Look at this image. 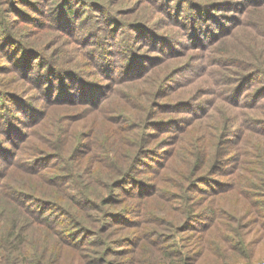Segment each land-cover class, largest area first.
I'll list each match as a JSON object with an SVG mask.
<instances>
[{"label":"rangeland","instance_id":"rangeland-1","mask_svg":"<svg viewBox=\"0 0 264 264\" xmlns=\"http://www.w3.org/2000/svg\"><path fill=\"white\" fill-rule=\"evenodd\" d=\"M27 1L32 4L23 5L17 1L15 5L21 10H12L9 16L21 19L23 24L35 22L41 18L38 9L46 7V3L56 5L62 14L63 0ZM77 2L70 16L74 23L71 35L75 40L87 35L89 41L80 46H66L62 66L67 68L69 65L74 69L72 72L57 71L56 78L67 83V92L72 83L80 82V88L85 90L89 99H103L100 105L105 110L106 122L99 123L101 116L98 117L97 113H101L97 105L89 110L82 102L71 109L57 107L49 111L46 122L34 128L23 147L34 153L44 151L42 156L70 145L81 149L89 144L105 149L111 146L104 136L107 123L121 121L133 125L143 121L141 125L129 128L135 134L137 131L141 134L144 128V135L139 138L144 149L134 162L138 170L128 178L129 182L114 191L120 197H127L132 193V184L136 182L138 188L135 198L129 200V208L109 206L116 219L108 222L114 223L112 228H107L108 223H101L106 213L77 212L80 208L69 215L57 211L51 218L53 227L64 230L63 234L68 235L66 239L77 240L71 250L59 255V242L36 224L18 218V230L23 235L21 255L29 258L34 255L45 264H169V260L173 264H188V261L207 264L213 256L207 255L206 250L201 252L202 247L216 248L220 239H226L224 229L250 232L248 237H253L259 224L264 228V195L261 194L264 167H253L243 159L251 147L264 142V132L259 129L260 126L264 129V119H261L264 118V0H256L253 4L242 0ZM193 4L214 12L216 17L208 16L201 9L202 14L190 9ZM89 15L92 18L89 19ZM191 16L199 20L200 28L205 29L195 37H192L193 28L189 22ZM95 17L102 21L99 23ZM43 19L45 25L52 28L41 29L42 32L61 40L68 38V31L61 30L59 35L54 32L52 18ZM68 20L66 15H61L59 21L66 25ZM75 24L77 28L73 32ZM81 26L92 33L86 34ZM141 38L144 39L143 46L137 44ZM50 45L48 43L45 49ZM136 46L138 50H134ZM129 47L135 53L131 63L136 64L137 70L133 74H140L131 81L122 77L130 62ZM50 51L51 48L46 52L48 57L43 55L42 59H49L56 48ZM85 53L90 64L85 61ZM3 54L12 59L3 63L13 69L20 55L11 50V46ZM52 57L56 64L60 63L58 52ZM35 71L41 78L34 81L11 71L0 72V92L8 96L9 88L17 86L15 96L3 98L0 105V117L15 121V134L27 129V118L36 116L40 105L46 101L39 85L51 79L48 78L49 71ZM241 101L243 104H238ZM117 105H122L130 113H117L118 119H113L111 110ZM251 106L255 107L252 112L249 110ZM16 109L22 110L20 114ZM70 111L80 119L74 117L76 122L69 129L67 112ZM131 113H136L134 120H130ZM252 118L259 119L258 125H248ZM233 119H237L236 122ZM135 134L132 135L134 140ZM76 138L80 142L74 144ZM113 152L115 150L109 153V157ZM263 153L256 152V155ZM23 158L30 159L27 155ZM65 158L66 161L51 160L52 169L53 175L68 177L61 184L70 196L76 190L95 195L106 190L110 180L106 168L99 170L97 178L87 179L76 164H86L88 156L74 159L69 154ZM46 160L48 158L40 161ZM126 161L124 155L117 170ZM239 164L243 168L239 169ZM250 173L258 174L251 177ZM27 182L10 185L26 188ZM241 188L248 189L251 194H239ZM150 189L152 191H148ZM119 207L127 212L119 216L120 210L115 211ZM4 217L5 214L0 212V226L4 225ZM77 219L88 228L94 223V228H79L74 221ZM213 219L215 237L205 240L200 231ZM1 229L4 230V226ZM89 231L96 234L89 236ZM260 238L255 237L254 241ZM0 250L3 253L1 259H11L4 239L0 242ZM217 256L224 258L232 254ZM251 261L264 264V257Z\"/></svg>","mask_w":264,"mask_h":264},{"label":"trees","instance_id":"trees-1","mask_svg":"<svg viewBox=\"0 0 264 264\" xmlns=\"http://www.w3.org/2000/svg\"><path fill=\"white\" fill-rule=\"evenodd\" d=\"M17 1L20 3L23 2V5L32 4L27 0H0V58H2V61H0V72L11 71L16 75H21L22 77L27 78L29 81H34L41 78L38 73H35V70L40 69L49 71L50 76L48 78L51 79H46L45 82L40 83L39 90H41V93L44 95V99H46V101L40 105L41 109H39L36 116L32 115L27 118L25 125L27 126V129L23 133L15 134L16 124L14 123V120L0 117V212L5 214V217L2 219L4 230L1 229V227L3 226H0V242L3 239L5 240L6 245L8 246V250L11 254V259L5 261L4 259H1V257L3 256L1 249L0 264H45L41 260L37 259L34 255L31 256V258L21 255L23 235H21L20 231L18 230V218H22L23 220H25V222L36 224L37 226L41 227L44 232H46L51 238H53L54 241L59 242L61 244V248L57 247L58 255L63 251L71 250L73 244H75L77 240L66 239L65 236L68 235L66 233L63 234L64 230H56L53 227L54 225L51 223V218H54L56 216L57 211L61 212L62 214L69 215L76 212V208H80V210L77 212L87 213L89 210H92L93 213H106L102 217L101 223H108L110 221L116 220L112 217L114 211H112L111 207L109 206L121 205L129 208V206H131V203H129L131 201L129 200H133V198H135L134 194L138 188L136 182L135 185L132 184L130 188V192L132 193L127 197H120L119 194L114 191V189L122 185L124 182H129L128 178L132 176L133 172L138 170V167L134 166V162L138 160V156L144 149L139 143V138L144 135V128L142 129L141 134L138 131L135 134L134 131H131L129 129L130 126L136 127L138 125H141L143 121H141L140 124L139 122H137L133 125H128L123 121V124L121 123V121H111L110 123H107L104 136L110 141L111 146L105 149H102L97 145L90 146L89 144L86 147L83 145L84 147L81 149H79L78 147L73 148V145H70V147H60L59 152L51 153L49 156H42L44 151L34 153L26 150L27 147L23 146L25 145V142L27 141L29 135L37 125L42 122H46L49 119V111L51 109H55L57 107H66L71 109L74 108L75 105H80V102H82L86 104V110H89V108L96 105L97 107L99 106V108L97 109L101 114L97 113V116H101L99 118L100 124L106 122V115L104 108L100 105L104 102L102 101L103 99L99 101H93L89 99V97H87L86 95L85 90L83 88H80V82L72 83L69 87V91L67 92V83L64 84L63 81H59V78H56L57 71L72 72L74 69V67H71L69 65L67 68L62 66V53L66 52V46L70 44L80 46L83 43H87L89 41V38H86L87 35L86 37L83 36L80 40L76 38L77 41L75 40V37L71 35V28L74 23L72 22L70 16L72 13V9L74 10V6L78 3L77 0H63L64 6L62 8V14L56 9V5L48 6L46 3V7L43 6L42 9H38L37 13L40 14L39 16H41V18L36 19L35 22L31 21L29 24H23L21 19H12V17L9 16V13L12 12V10H15L16 12L21 10L15 5ZM242 1L252 4L256 2V0ZM187 6L189 7L190 5ZM190 9H196L197 12H199L201 8L199 6L196 7V5L193 4L192 6H190ZM201 10L208 16L214 15L213 17H216L215 13L210 10H206L204 8ZM93 13L96 14L95 12ZM199 13L202 14L201 12ZM61 15H66L69 18V20L65 22L66 25H61L59 21ZM43 17H46L48 19L52 18L54 32L57 35L61 33V30L68 31L66 32L68 38L61 40L60 38H56L54 36L47 35V33L45 32H42L41 29L52 28L51 25H45L46 20H44ZM88 18H92V15H89ZM95 19L98 20L99 23L102 21L98 17H95ZM198 21L191 16V20L189 22L191 23V26L193 28V33L191 32L192 37H195V35L200 34L205 30L204 28H200V26H198ZM75 22L81 24V22H79L77 19H75ZM89 25L94 26L93 23H89ZM74 26L75 27L73 28V32H75L76 30L74 29L77 28L76 24ZM81 29L84 30L86 34L92 33L88 32V28H86L85 26H81ZM25 33L28 34L25 35ZM70 39H73V41H71ZM137 42L138 45H144L143 38L137 40ZM48 43H51V45L48 49H45L47 48L46 46ZM115 44L116 42L113 43V45ZM9 46H11V50L18 52V54L20 55V60H18L13 69H8V65L3 63L4 60H12L8 54H3L4 51L6 52L8 50ZM50 48V52H52V50L56 48V51L52 53V55H56L57 52L59 55H61L60 63L56 64L55 59L52 57V55L49 56V59H42L43 55L47 56L46 52ZM136 48L137 46L134 47V50H138ZM127 50L129 51L128 55L130 56V62L127 65L126 71H124L125 75H122V77L131 81L137 79L136 77H138L140 74H133L137 70L136 64L135 66H133L131 63V61L135 57V53L130 47ZM84 56L85 61L90 64V60L88 59L86 53L84 54ZM74 77L75 76H73L72 78ZM44 87H46V89ZM9 90L10 95L8 96H6V93L0 92V105L3 98L6 97L7 99H11V97L15 96L17 86L13 85L9 88ZM73 95L80 96L81 98H75L73 97ZM243 102L244 101H241L238 104H243ZM255 105L256 103L254 104V106ZM249 108H251L249 110H251L250 112H252L255 107L251 106ZM21 111L22 110L16 109L17 114H20ZM111 111L114 114L113 119L116 120L118 119L117 113H130L128 111H125L122 105L113 107ZM67 114H69L68 127L76 122L73 120L74 117L80 119V117L76 116V113H73L72 111L67 112ZM131 114L132 116L130 120H134L137 117L135 115L136 113ZM236 120L237 119H233V121L235 122ZM248 122V125H258L259 119L252 118ZM259 129L264 132V129L261 126L259 127ZM242 131L243 129L241 127V132ZM133 134H135V140L132 137ZM86 136H88V134ZM89 136H92V133ZM90 140H93L92 137ZM242 140L243 137L241 136V142ZM73 142L74 144L79 143V138L74 139ZM80 145L82 144H79V146ZM89 150L95 151L90 152ZM113 150H115V152H113L109 157V153ZM263 150L264 142L256 147H251L246 153V157L243 160H247L246 162H248V164L253 167L263 168L264 153L262 155H256V152L262 153L264 152ZM69 154L72 155L74 159L85 158L86 156H88L89 160H86V164H76L77 168L82 171L83 176L87 179L97 178L99 175V170L101 168H106L109 173L108 179L110 180L109 183H107L106 190L102 194L95 195L90 194L89 192L76 190L75 193L70 196L65 191V187L63 184H61V182L67 180L68 177H64L65 175H53L54 172L52 166H54V164L51 160L59 159L66 161L65 157ZM254 154L256 155V157L252 156ZM23 155H27L30 159H24ZM124 155H126L127 161L122 167L119 168V170H117V168L121 166L120 160L124 157ZM42 158H48V160L40 161ZM238 168H243L242 164H239ZM84 169H86L85 172H83ZM257 174L250 173V176L255 177ZM26 180L28 181L26 188L22 186L11 187L10 185H22L21 182H25ZM148 191H152V189ZM248 192L249 190L245 188H241L238 190L239 194L246 196L251 194ZM261 194L264 195V190L261 191ZM117 210H120L119 216L122 213L127 212V210L123 209L122 207L117 208L115 211ZM211 210L213 212H216L215 209ZM76 214L77 216L80 215L79 213ZM8 215H10L11 217L8 218ZM120 218L122 220L124 217L121 216ZM258 218L259 217H257V219ZM74 221L75 225H77L79 228L86 230L89 228H94V223L93 227L88 228L86 227V225L84 226V224L81 223L80 220L78 221L77 219ZM112 226H114V223L107 224V228H112ZM7 227L8 229L5 233ZM89 233V236L96 234V232L91 233L90 231ZM215 233L216 225L213 219L212 223L209 226H206L204 230L200 231V236L205 240H211L215 237ZM249 234L250 232L242 230L234 231L224 229V237L226 239H220L216 248H207L204 245L202 247L201 252L206 250L208 253L207 255L213 256V259L210 260V262L207 264H239L241 262H244V264H253L256 261L254 262L251 260L264 257L263 225L259 224L255 228L253 237H248ZM231 236L234 237L231 238ZM259 236H261V238L256 239L257 242H255L254 238H258ZM232 242H236L238 244H233ZM220 253H230L232 254V256L221 258L217 256ZM183 259L189 260L190 257H183ZM169 264H173L171 260H169ZM188 264H191V262L188 261Z\"/></svg>","mask_w":264,"mask_h":264}]
</instances>
